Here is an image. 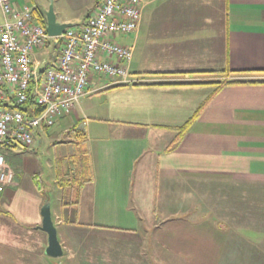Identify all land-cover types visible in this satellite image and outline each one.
Wrapping results in <instances>:
<instances>
[{"label":"crops","instance_id":"obj_1","mask_svg":"<svg viewBox=\"0 0 264 264\" xmlns=\"http://www.w3.org/2000/svg\"><path fill=\"white\" fill-rule=\"evenodd\" d=\"M11 1L30 5L29 0ZM60 43L49 40L33 54L38 76L55 64ZM121 43L132 48L129 76L134 82L92 76L73 115L56 119V124L66 123L65 131L79 123L86 133L93 174L76 207L62 206L61 193L52 202L46 196L62 249L57 264L257 260L259 244L243 246L252 242L243 233L264 234V225L250 220L258 212L232 210L228 202L240 191L235 202L264 204V85L226 86L214 93L211 85H190L198 81L194 76L154 74L264 70V0H143L138 30ZM48 48L52 54L44 63L41 54ZM184 125L183 136L176 139ZM7 166L15 180L0 196V211L38 229L45 197L32 177ZM212 181L225 202L226 210L218 215L224 223L212 227L209 219L197 227L193 220L201 212L214 214L195 205V187L209 194ZM186 193L192 197L189 205L181 197ZM71 200L66 196L63 202ZM178 215L187 219L184 228L178 220H167ZM193 225L196 229L189 230ZM184 231L195 241L182 254L176 251ZM212 233L222 235L220 246Z\"/></svg>","mask_w":264,"mask_h":264},{"label":"built area","instance_id":"obj_2","mask_svg":"<svg viewBox=\"0 0 264 264\" xmlns=\"http://www.w3.org/2000/svg\"><path fill=\"white\" fill-rule=\"evenodd\" d=\"M143 0H101L85 21L57 38L34 21L32 6H16L0 0V148L33 146L34 132L53 126L56 119L72 113L87 93L92 76L107 77L118 84L129 78L132 48L115 41L138 30ZM49 40L60 41L53 66L38 76L33 54ZM32 90L35 105L43 111L27 115L23 104ZM0 152V196L13 184L14 173Z\"/></svg>","mask_w":264,"mask_h":264},{"label":"rangeland","instance_id":"obj_3","mask_svg":"<svg viewBox=\"0 0 264 264\" xmlns=\"http://www.w3.org/2000/svg\"><path fill=\"white\" fill-rule=\"evenodd\" d=\"M85 1L87 2L85 7H83V3ZM29 2L30 6H32L33 8L37 7L44 13L48 8H50V6L53 7L52 10L55 15V18H57V22L61 21L63 23L71 24H75V20H79L83 16H86L88 12L91 11L94 4L96 5V7L99 4L98 2L97 4L95 0H29ZM93 13H91L90 16ZM1 23L2 20H0V24ZM124 37L125 36L122 37L118 35L115 37V41L121 43ZM51 52V48L42 51L41 56L45 57L44 63H47L48 60L46 56L52 54ZM72 113L70 115H73ZM72 120L73 118L71 116V118H69L68 120L66 119L65 121L68 123ZM64 124L66 123L64 122ZM64 124H54L52 127L44 131V133L41 132L40 135L37 136V138L35 139L33 146L28 149H25L20 145H16L13 148H8L4 150L0 149V152L3 155L8 157L10 156L11 158H9L11 160L14 158L16 159L17 162L15 164H11L12 167L17 168L19 169V171L22 172V177L28 176L31 178L33 174H37L39 176V180H41L42 187L46 192L45 195L49 197L51 202L54 201L56 197H58L61 193L55 186L57 166L59 165V163L61 164L62 161H66L68 159V156L79 154L82 151V146H77L75 144L60 143L68 139V135L66 134L67 131H65L66 126ZM79 129L82 128L79 127ZM65 164L66 162H63V165ZM210 184L211 186L209 188V194L203 193L202 186H200V189L197 188V186L195 187V205L199 207L200 210L208 208L209 210L213 211L214 214L213 216L210 215L211 217H208L207 213H205L204 211L201 212L200 217L193 220L198 222V224L196 225L197 227H202L203 223L206 226L205 222H207L209 219H213V221L211 222L212 227L213 225L218 226L219 223H224L222 220L219 219L218 215L221 209L223 213L226 210L224 209L225 202H223L219 197V186H217L214 181H212ZM207 188L208 187H206L205 189ZM234 188L235 187H233V189ZM239 192L236 193L233 197H231L232 201L228 202L231 205V207H229L232 208V210H238L240 208V210L252 209L253 211L258 212V218H252L250 220L252 221L253 225L263 226L264 218L261 216V211L262 209H264L263 202H235L233 199L239 196ZM188 194L189 193H186L184 194V196L181 195L183 200L187 201V205L191 204L192 202V197ZM207 196H209L208 199H206ZM205 199L206 202L204 201ZM245 200H249V198H246ZM182 218L183 216L178 215L177 217H172L167 220H178L179 222L177 221V226H181L184 228L183 225L184 223H187V219L183 218L182 220ZM230 220L232 221V218ZM248 221L249 220H247V222ZM194 229L196 228L193 225V228L189 230ZM243 234L244 237L252 240V242L244 241L243 246L248 247L252 244H259L260 247L256 246V248H258V254L260 258H258L257 260H254L252 258L251 260H247L246 258H243L242 261H240L241 259L237 261H228L225 259L224 261L213 260L210 261V264H264V248H262L264 247V234L256 235L254 233L248 232ZM211 235L212 241H214L217 246H220V243L222 242V235L218 233H212ZM179 236L183 239L179 240V249L176 252L184 254L186 246L193 245L195 241V236L191 235L189 232L186 234L185 231ZM44 237L45 233L37 229L35 226L31 227L26 224H23L17 218L11 216L10 213L6 214L4 210L3 213L2 211H0V264L59 263V260H55L54 258L48 257L44 254V251L46 250L44 249L46 244V239ZM213 254L216 253L213 252ZM212 258L214 259L213 255ZM176 259L177 258H175V260Z\"/></svg>","mask_w":264,"mask_h":264},{"label":"trees","instance_id":"obj_4","mask_svg":"<svg viewBox=\"0 0 264 264\" xmlns=\"http://www.w3.org/2000/svg\"><path fill=\"white\" fill-rule=\"evenodd\" d=\"M95 2L99 3L101 2V0H97ZM32 14L34 17V21L39 25L45 27L47 18H45L44 12L38 9L37 7H34L32 8ZM154 75H160L164 77L183 76V75L194 76L196 80L198 79V81L189 83L190 85H211L214 87V93L226 86L264 85V79H248V77L250 76L264 75V70L232 71L229 69H223L220 71H202V72H189V73L186 72L155 73ZM208 78H210V80L201 81L202 79L207 80ZM182 84H178V85H182ZM28 98L29 99L27 100V102L23 104V108L21 110H24V112H26L27 115L29 116H36L43 111L41 108L35 105L34 102L35 99H33L32 90L28 91ZM47 129L48 128H44L34 132L33 134L34 141L37 138V136L40 135L41 132L44 133V131H46ZM185 130H186L185 125L183 127L178 128L176 139L181 138ZM66 134L68 135L67 136L68 139L60 143L75 144L77 146H82L81 147L82 151L79 154L68 156V159L66 161H62L61 164L59 163L56 170L55 186L61 192L62 196L64 195L63 200H65L66 196H70L72 199L71 201H66V202L65 201L63 202L62 200V204H63L62 206L76 207L79 204L81 198V192L83 188L87 184L93 181V174H92L89 152L87 148L88 139L86 133L83 130L79 129V123H78L71 126ZM15 146L16 145H14L13 147ZM4 157L7 165L13 162L8 156H4ZM63 162H66V164L63 165ZM32 180L35 189L39 191L38 193L44 196L46 201H49L48 197H46L45 195L46 192L42 187V183L41 180H39V176L37 174H33ZM6 214L9 213L6 212Z\"/></svg>","mask_w":264,"mask_h":264},{"label":"water","instance_id":"obj_5","mask_svg":"<svg viewBox=\"0 0 264 264\" xmlns=\"http://www.w3.org/2000/svg\"><path fill=\"white\" fill-rule=\"evenodd\" d=\"M52 8L53 7L50 6V8H48L44 13L45 18H47L45 29L48 37L57 38L60 37L67 28L73 27V24L57 22V18H55ZM49 204V201H46L40 210L41 225L38 229L44 232L48 238L44 254L48 257L57 259L61 257L62 249L58 241L59 238H57L56 227L54 226L51 218Z\"/></svg>","mask_w":264,"mask_h":264}]
</instances>
